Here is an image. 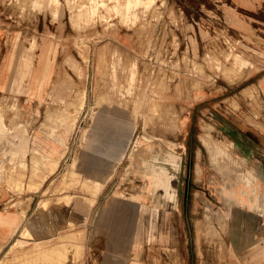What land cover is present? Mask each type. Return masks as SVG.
<instances>
[{"label": "rangeland", "instance_id": "374dc122", "mask_svg": "<svg viewBox=\"0 0 264 264\" xmlns=\"http://www.w3.org/2000/svg\"><path fill=\"white\" fill-rule=\"evenodd\" d=\"M117 1L0 0V66L8 58L0 161L12 163L9 185L34 195L14 239L0 246V264H24L29 247L60 242L71 245L69 260L59 253L45 263L264 264V186L195 100L198 90L245 84L244 67L264 55L232 44L222 55L190 44L180 53L179 38L192 40L197 27L211 40L228 32L196 23L191 0H139L132 20ZM44 72L41 100L34 78ZM35 134L59 149L54 172L37 165ZM92 152L101 176L86 165ZM32 223L39 232L28 236Z\"/></svg>", "mask_w": 264, "mask_h": 264}, {"label": "crops", "instance_id": "0c3cea01", "mask_svg": "<svg viewBox=\"0 0 264 264\" xmlns=\"http://www.w3.org/2000/svg\"><path fill=\"white\" fill-rule=\"evenodd\" d=\"M54 1V0H53ZM57 1V0H55ZM139 0H131L132 8L130 11L124 10L129 4V0L117 1L114 9L120 12L124 18L134 19L137 17V8ZM195 4V13L199 19L196 23H211L218 29H224L228 32L227 36H220L216 39H206L202 37V32L197 27V36L192 40L189 38H179L180 53L186 51L188 45H192V50L196 49L200 54L206 47L211 46L214 54L222 55L225 48L229 45H235L247 48V51L258 52L264 55V0H191ZM135 5H134V4ZM151 1L147 0V7ZM101 5V4H99ZM198 25V24H195ZM250 27V28H249ZM206 33V32H205ZM191 41V42H190ZM47 40H44L41 47V62L47 53ZM237 47V48H239ZM50 49V48H49ZM249 49V50H248ZM252 55V54H249ZM5 56L6 53H5ZM5 62L8 58H4ZM254 64L250 67H244L247 70V80L245 84L229 86L225 85V91L198 90L195 95L196 104H204L203 121L212 124L231 142L233 151L237 156L243 158L251 168L256 188L263 190L264 186V67L263 60L258 56H252ZM0 66V93L7 91L5 83L7 79L6 64ZM5 64V65H4ZM124 67V66H123ZM48 77L46 73L36 74L34 80L40 88L36 94L39 99H43V90ZM134 77L131 76V85ZM247 82V83H246ZM207 103V104H206ZM186 104V105H185ZM184 107L188 110L186 102ZM35 101L24 102L23 108L35 109ZM188 116L187 111L183 115ZM120 120L114 117V121ZM3 120L0 117V126ZM97 138V133L94 140ZM43 138L35 134L32 138L31 153H35L37 165H43L48 172H54L57 168L60 158L59 149L55 147L44 148ZM50 150L49 152H47ZM91 154V153H90ZM97 153L89 155L87 158V167L98 174L103 175L104 171L99 165ZM6 158V157H5ZM44 158L50 160L53 167H47L49 162L44 163ZM21 163V162H20ZM17 164L18 166L20 165ZM12 165L7 159L0 161V246H6L16 236L21 223L24 219L25 212L30 208L27 207L33 203L34 195L30 198L21 193L15 186L9 185L7 170ZM15 164V163H14ZM75 167L70 168L69 172ZM36 193V192H35ZM37 196V194H35ZM30 199V200H29ZM15 202L13 205L11 203ZM46 204V203H45ZM240 237V236H239ZM238 236L234 237L232 246L234 249L239 245ZM241 241V238H239Z\"/></svg>", "mask_w": 264, "mask_h": 264}, {"label": "bare ground", "instance_id": "6f19581e", "mask_svg": "<svg viewBox=\"0 0 264 264\" xmlns=\"http://www.w3.org/2000/svg\"><path fill=\"white\" fill-rule=\"evenodd\" d=\"M131 4H132V2H131ZM134 4V3H133ZM128 7V6H127ZM129 8V7H128ZM127 8V9H128ZM250 28V27H249ZM104 115H106V114H104ZM119 113L116 111L115 112V114H114V117H118L119 118ZM97 129V128H96ZM96 130H93L90 134H89V140L90 141H93V139L95 138V136H96V132H95ZM169 148V147H168ZM169 150V149H168ZM161 152V151H160ZM167 152V151H166ZM92 154V153H91ZM90 154V155H91ZM152 154V153H151ZM161 154V153H160ZM165 155V154H164ZM152 156V155H151ZM134 157V156H133ZM168 160V159H167ZM170 160V159H169ZM48 161V160H47ZM50 161V160H49ZM88 161V160H87ZM50 163V162H49ZM52 163V162H51ZM148 163V164H147ZM147 163H146V167H148V168H150L151 166H153L152 165V163H150V161H147ZM167 164V163H166ZM148 165V166H147ZM176 165V164H175ZM174 165V166H175ZM51 167H52V165H50ZM49 166V168H51ZM179 165L177 164V167H178ZM48 167V166H47ZM176 167V166H175ZM180 167V166H179ZM75 168V167H74ZM144 168V167H143ZM168 169H169V167H168ZM167 169V170H168ZM178 169V168H177ZM171 170V169H170ZM149 172L150 171H147V176H149V178H150V175H149ZM168 173H169V171H168ZM168 175V174H167ZM151 179V178H150ZM162 181H164L165 182V184H163L164 186L163 187H165L166 188V191H168L169 189V181H170V179H171V177H166V176H163V177H161L160 178ZM147 187V190H145V186L142 188V192H143V196L142 197H145V195L146 194H148L151 190H150V188H151V181L149 180V182H148V186H146ZM175 191V190H174ZM175 198H176V196H174ZM45 206V205H44ZM200 216V215H199ZM37 225V224H36ZM36 225H35V223H32L31 224V226L30 227H28V236H30L29 235V233L30 234H35V233H37V232H39V231H37V227H36ZM29 226V225H28ZM68 226V225H67ZM66 228V227H65ZM43 229V228H42ZM41 230V229H40ZM45 231V230H44ZM25 232V231H24ZM43 232V231H42ZM85 232V231H84ZM41 233V232H40ZM72 233V232H71ZM70 233V234H71ZM34 236V235H33ZM66 236V235H65ZM36 237V236H35ZM71 238H73V237H71ZM62 239V238H61ZM59 241V240H58ZM61 241V240H60ZM37 243V242H36ZM63 243V242H62ZM61 242L60 243H57L56 245H49V246H46V247H43V245H42V247H40L41 246V244L40 245H38V244H34L33 246H31V247H29L24 253H23V255L25 256V262H24V264H40V262H43L42 264H50V263H48V260H47V263H45V260L46 259H48V258H51V259H53L52 257V255H56V254H59V253H64V255L63 256H65V254L66 255H68V254H70L71 253V251H72V248H71V245H69V244H62ZM43 244V243H42ZM45 245V244H44ZM46 245H48V244H46ZM13 250V249H12ZM15 250V249H14ZM13 250V251H14ZM73 252V251H72ZM8 254V253H7ZM9 254H10V251H9ZM62 254H61V256H62ZM24 256H21V258L23 257L24 258ZM72 256V259H73V255H71ZM58 258H59V256H57ZM57 257H54V260H55V258L58 260V258ZM68 257V256H67ZM22 258V259H23ZM68 258H70V257H68ZM68 258H66V256L65 257H63V259H65V261L67 262V259ZM8 259V258H7ZM14 259H16V258H14ZM62 258H61V260H63ZM8 260H11V259H8ZM24 260V259H23ZM69 260V259H68ZM13 261V264L15 263V264H17V263H19V262H17V261H15L14 262V260H12ZM11 261V262H12ZM49 261H50V259H49ZM60 261V260H59ZM5 262H7V261H5ZM5 262H3V263H5ZM60 262H62V261H60ZM64 262V261H63ZM66 262H64L65 264H66ZM69 262V261H68ZM70 262H71V260H70ZM72 262H73V260H72ZM72 262L70 263V264H72ZM20 263H22V262H20ZM56 263V262H55ZM54 263V264H55ZM63 263V264H64ZM7 264H11V263H9V261H8V263ZM56 264H59L58 262L56 263ZM61 264V263H60Z\"/></svg>", "mask_w": 264, "mask_h": 264}]
</instances>
